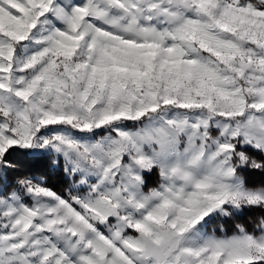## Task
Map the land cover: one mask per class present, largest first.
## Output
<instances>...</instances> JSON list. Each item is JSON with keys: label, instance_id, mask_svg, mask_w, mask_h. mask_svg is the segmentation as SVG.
<instances>
[{"label": "snow or ice", "instance_id": "1", "mask_svg": "<svg viewBox=\"0 0 264 264\" xmlns=\"http://www.w3.org/2000/svg\"><path fill=\"white\" fill-rule=\"evenodd\" d=\"M255 171L264 0H0V264H264Z\"/></svg>", "mask_w": 264, "mask_h": 264}, {"label": "trees", "instance_id": "2", "mask_svg": "<svg viewBox=\"0 0 264 264\" xmlns=\"http://www.w3.org/2000/svg\"><path fill=\"white\" fill-rule=\"evenodd\" d=\"M54 159L55 158L51 156L38 159L34 163L32 171L35 176L43 178V180L46 181L47 186L51 187L58 193H65L72 188V179L66 176L63 170V161L60 160L59 163H54ZM244 175L249 186H264V172H247ZM262 215H264V212H261V210L245 209L232 219L227 221H216V223H223L224 230L228 234L232 233L234 226L237 223L246 225L249 231H252ZM218 228L219 226L213 230Z\"/></svg>", "mask_w": 264, "mask_h": 264}, {"label": "rangeland", "instance_id": "3", "mask_svg": "<svg viewBox=\"0 0 264 264\" xmlns=\"http://www.w3.org/2000/svg\"><path fill=\"white\" fill-rule=\"evenodd\" d=\"M159 177L157 174H152L151 176L146 177V181H147V187H146V191L148 188L154 187L157 183H158ZM73 188V184L71 186ZM71 188V189H72ZM68 191H66L65 193H60L62 195H67ZM220 226L219 223L213 222L212 224L209 225L208 231L211 232L213 231L214 228ZM232 233H230L229 235H231Z\"/></svg>", "mask_w": 264, "mask_h": 264}]
</instances>
